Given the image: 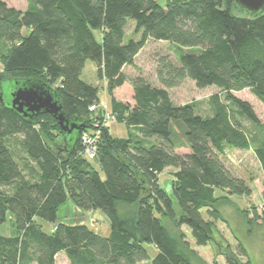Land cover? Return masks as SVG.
<instances>
[{
    "label": "trees",
    "instance_id": "trees-1",
    "mask_svg": "<svg viewBox=\"0 0 264 264\" xmlns=\"http://www.w3.org/2000/svg\"><path fill=\"white\" fill-rule=\"evenodd\" d=\"M26 2L22 10L0 0V40L9 45L1 61L10 74L0 75V91L7 80L42 81L86 128L75 148L67 150L52 115L30 122L0 99V264H57L61 252L70 264H196L177 247L163 218L186 225L196 244L207 246L222 218L217 191L252 194L247 181L226 165L227 147L253 150L264 173V123L248 101L235 95L249 89L264 106V12L248 16L234 0ZM129 21L141 32L139 38L126 40ZM148 39L180 50L176 62L160 58L158 85L140 73H125ZM88 61L105 81L111 111L128 127L129 138L113 135L102 111L90 110L102 98L99 87L84 78ZM188 78L199 88L222 90L223 95L211 97V116L199 114L194 104L174 103L169 89ZM127 82L132 104L114 93ZM98 122L96 168L84 153L82 136ZM175 129L189 151H179ZM17 136L25 159L33 163L29 173L10 144ZM168 167L175 169L171 193L159 181ZM69 202L101 211L110 233H99L83 219L63 215L60 220ZM119 204L137 205L134 229ZM10 220L15 233L5 234L2 228ZM43 224L55 227L48 231ZM241 252L247 254L244 248Z\"/></svg>",
    "mask_w": 264,
    "mask_h": 264
},
{
    "label": "rangeland",
    "instance_id": "rangeland-1",
    "mask_svg": "<svg viewBox=\"0 0 264 264\" xmlns=\"http://www.w3.org/2000/svg\"><path fill=\"white\" fill-rule=\"evenodd\" d=\"M4 1L9 6L18 9L24 10L27 7L26 0ZM140 34L141 32L136 31L135 22L129 21L126 27V40L130 37L139 38L141 36ZM8 47L7 42L0 40V75L5 78H10V74L1 61V57L8 50ZM183 50L185 51L187 49L185 48ZM179 52V48L173 43L148 39L146 46L136 58V65L126 66L125 73L129 77L140 73L150 82L158 85L156 69L160 58L168 56L172 61L176 62ZM84 78L87 82L99 87L102 101H106L110 107L111 96L105 89L106 83L98 78L95 64L92 61L87 62ZM5 90L8 93L10 89L6 86ZM169 92L175 104H194L196 111L204 117L213 114L211 97L217 93L222 94V90L214 86L199 88L189 78L181 85L170 88ZM114 93L117 100L124 103H133V88L130 83L127 82ZM235 95L248 101L253 106L261 123H264V106L249 89L235 92ZM104 125L109 126L111 133L117 137H130L128 127L123 123L117 122L116 119L109 120ZM248 125L250 126V123ZM56 134L58 137L61 135L60 132H56ZM17 137L11 139L10 144L14 152L18 155L24 171L29 173L30 165L33 163L25 159L20 144L21 137ZM175 139L180 148V152L189 151L187 141L178 129H175ZM95 156L96 153L91 159H93L96 168H99L94 161ZM224 160L234 174L247 181L252 189V194L237 195L227 190L217 191L216 195L219 198L218 207L222 214V218L216 220L217 236L207 246H198L191 234V230L186 225H177L166 217L163 218V223L177 247L185 251L196 264H229L226 256L232 258L237 264H264V173L261 163L253 150H241L232 147H227ZM174 171V168L168 167L159 176L161 185L169 193L173 190ZM5 189L10 190L11 188L5 186ZM119 210L121 215L126 219L129 227L134 229L137 205L119 204ZM203 213L207 218H210L205 209ZM63 215L65 218L69 217V219H83L92 229L103 235L110 233V226L106 216L101 211L90 206L78 209L77 205L69 202L60 212V220H62ZM11 222L12 220L2 228L5 234L15 233ZM43 225L48 231H51L55 227L54 224ZM242 248L245 249L247 254L241 252ZM149 250L151 256L156 254L152 246H149ZM57 264H70L64 252H61L57 256ZM138 264H151V262L143 261Z\"/></svg>",
    "mask_w": 264,
    "mask_h": 264
},
{
    "label": "water",
    "instance_id": "water-1",
    "mask_svg": "<svg viewBox=\"0 0 264 264\" xmlns=\"http://www.w3.org/2000/svg\"><path fill=\"white\" fill-rule=\"evenodd\" d=\"M240 12L258 16L264 12V0H234ZM9 87L7 93L5 87ZM0 99L24 119L35 122L39 115H52L64 132L66 149L73 150L78 135L86 125L77 117H70L64 110L53 88L35 79L7 80L2 85Z\"/></svg>",
    "mask_w": 264,
    "mask_h": 264
},
{
    "label": "built area",
    "instance_id": "built-area-1",
    "mask_svg": "<svg viewBox=\"0 0 264 264\" xmlns=\"http://www.w3.org/2000/svg\"><path fill=\"white\" fill-rule=\"evenodd\" d=\"M91 111L100 110L102 111V115L104 117V124L108 122L109 120L116 119V115L111 111L109 104L106 101H102L101 103H96L90 106ZM101 126V123L95 124V130L90 134L87 132H84L82 136V141L84 145V153L91 157H94L96 153V147L97 143L99 141L100 135H101V129L98 127Z\"/></svg>",
    "mask_w": 264,
    "mask_h": 264
},
{
    "label": "crops",
    "instance_id": "crops-1",
    "mask_svg": "<svg viewBox=\"0 0 264 264\" xmlns=\"http://www.w3.org/2000/svg\"><path fill=\"white\" fill-rule=\"evenodd\" d=\"M116 90H117V89H116ZM116 90H115V91H116ZM115 96H116V95H115Z\"/></svg>",
    "mask_w": 264,
    "mask_h": 264
}]
</instances>
